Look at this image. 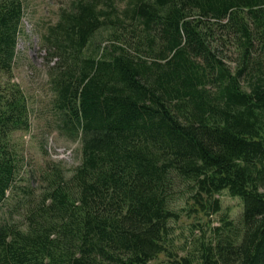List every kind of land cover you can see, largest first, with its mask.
<instances>
[{
  "label": "trees",
  "instance_id": "1",
  "mask_svg": "<svg viewBox=\"0 0 264 264\" xmlns=\"http://www.w3.org/2000/svg\"><path fill=\"white\" fill-rule=\"evenodd\" d=\"M25 13L0 0V264H264V0H68L42 44L54 127L81 142L70 175L27 169L14 138ZM224 191L240 219L194 225L181 256L175 224Z\"/></svg>",
  "mask_w": 264,
  "mask_h": 264
},
{
  "label": "rangeland",
  "instance_id": "2",
  "mask_svg": "<svg viewBox=\"0 0 264 264\" xmlns=\"http://www.w3.org/2000/svg\"><path fill=\"white\" fill-rule=\"evenodd\" d=\"M26 13L23 28L18 40V55L13 71V81L18 83L26 92L31 106V129L14 135L18 148L23 151L27 169L47 160L60 161L70 175L82 158L81 142L74 140L68 134L60 133L54 127L51 113L53 93L49 85L48 68L54 62L47 60V52L42 44V36L49 25L59 18V11L68 0H22ZM106 44V43H105ZM218 197L221 199L223 210L211 217H189L186 212L175 224L174 240L179 254L186 255L193 249V242L199 235L194 225H219L225 215L237 221L243 211L241 199L232 197L227 191ZM11 202L0 205V223L9 218ZM185 207L184 202L179 203ZM17 217V216H16ZM206 228V227H205ZM165 255H161L152 264H167Z\"/></svg>",
  "mask_w": 264,
  "mask_h": 264
}]
</instances>
